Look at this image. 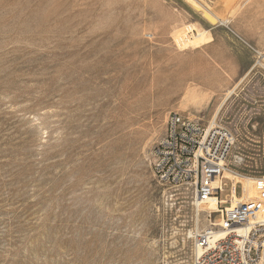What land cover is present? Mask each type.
Listing matches in <instances>:
<instances>
[{
  "label": "rangeland",
  "instance_id": "rangeland-1",
  "mask_svg": "<svg viewBox=\"0 0 264 264\" xmlns=\"http://www.w3.org/2000/svg\"><path fill=\"white\" fill-rule=\"evenodd\" d=\"M222 102L228 169L264 177V0H0V264H192L212 215L151 151Z\"/></svg>",
  "mask_w": 264,
  "mask_h": 264
},
{
  "label": "built area",
  "instance_id": "built-area-1",
  "mask_svg": "<svg viewBox=\"0 0 264 264\" xmlns=\"http://www.w3.org/2000/svg\"><path fill=\"white\" fill-rule=\"evenodd\" d=\"M233 144L232 133L215 119L203 122L170 113L151 151L153 175L161 185L190 186L195 205L216 204L220 191L214 182L228 169ZM250 180L245 177L244 183ZM254 188L257 194L232 210H209L208 228L193 236L192 264H264V177Z\"/></svg>",
  "mask_w": 264,
  "mask_h": 264
},
{
  "label": "bare ground",
  "instance_id": "bare-ground-1",
  "mask_svg": "<svg viewBox=\"0 0 264 264\" xmlns=\"http://www.w3.org/2000/svg\"><path fill=\"white\" fill-rule=\"evenodd\" d=\"M206 16V15H205ZM209 16V15H208ZM186 30H188V28H186ZM187 32V31H186ZM201 35H197V36H194V40H196L198 37H200ZM182 38H184L183 36H182ZM180 39L181 41H185L184 42V44H183V46L184 47H186V46H188V45H191V44H194V43H196V42H194V41H191V39L190 38H187V37H185V39L183 40V39ZM179 42V41H178ZM182 45V44H181ZM191 89V88H190ZM232 92H228L227 93V97L231 94ZM224 100H225V98H224ZM223 103L224 102H222L221 104H220V106L217 108V110H216V113H215V115H214V118H213V120L215 119H217V115L219 114V112H220V110H221V108H222V106H223ZM236 157H239V156H236ZM237 160V159H236ZM235 160V161H236ZM242 160V159H241ZM238 164V163H237ZM235 175L234 176H232L231 174H230V171H228V169H225L220 175H219V179L218 180H216L215 182H214V186L215 187H218V189H219V191H220V194L221 193H223V191H224V187H225V184L223 183V181H228L229 183H230V188H231V193L229 194V195H226V201H223V200H220V199H218V201H217V203L215 204V201L214 200H210V201H208L207 202V204L206 205H204L203 203H196V205H197V209L198 210H232V209H234L239 203H241L243 200H244V198L246 197V196H248V197H252V196H254V195H256L257 194V192H256V190H255V188H254V184L255 183H258L260 180H261V178H259V179H257V178H250L251 180L250 181H248V182H246L247 183V185L244 183V176H242V175H240V174H237V173H234ZM228 179H230V180H228ZM231 180H233L234 182H237V183H235V184H233V182L231 181ZM239 182V183H238ZM236 184H238V185H240L241 186V190H242V196H240L239 198H237V197H235V194H234V186L236 185ZM225 203H228L229 205L227 206V207H224V208H221L220 206H222L223 204H225ZM190 232V231H189ZM193 239V238H192Z\"/></svg>",
  "mask_w": 264,
  "mask_h": 264
},
{
  "label": "crops",
  "instance_id": "crops-1",
  "mask_svg": "<svg viewBox=\"0 0 264 264\" xmlns=\"http://www.w3.org/2000/svg\"><path fill=\"white\" fill-rule=\"evenodd\" d=\"M228 180H230V179H228ZM231 181L233 182V184L237 183V182H234L233 180H231ZM238 183H239V182H238ZM237 186H238V184H236V185L234 186V194H235V191H236Z\"/></svg>",
  "mask_w": 264,
  "mask_h": 264
}]
</instances>
